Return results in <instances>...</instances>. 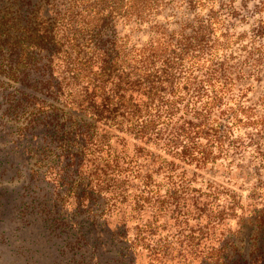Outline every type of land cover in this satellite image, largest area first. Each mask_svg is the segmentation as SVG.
<instances>
[{
  "label": "rangeland",
  "instance_id": "1",
  "mask_svg": "<svg viewBox=\"0 0 264 264\" xmlns=\"http://www.w3.org/2000/svg\"><path fill=\"white\" fill-rule=\"evenodd\" d=\"M71 1L53 0L54 26L53 12H64ZM75 1L84 2L87 10L90 4L94 7L79 15L93 24L74 39L67 37L71 29L64 32L55 26V61L61 65L55 75L62 90L56 102L43 95L38 105L56 103L84 115L79 109L84 111L86 95L99 88H125L128 109L137 115L91 120L98 140L124 147L127 162L137 160L136 150L144 146L158 165H170L175 172L160 169L152 178L155 185L147 189L129 179L124 190L94 194L92 200L64 197L60 206L70 232L58 238L45 232L41 220L26 226L14 219L11 207L0 221V264H113L116 250L129 246L126 259L134 264H219L218 252L230 254L223 249L233 244L246 253L255 218L264 213V0H130L131 16L126 15L128 9L120 10L112 23L126 62L104 67L95 56L98 39L92 29L102 25L101 10L107 15L112 9L110 0ZM66 52L93 57L91 74L75 80L60 64ZM0 79L12 83L3 75ZM202 110H209L205 132L190 145L207 157L204 169H195L178 155L186 142L170 143L169 132L161 140L155 132L148 143L135 137L142 129L165 132L169 114L174 124L196 121ZM5 179L7 186L15 185ZM45 194L54 201L46 185L31 195ZM168 194L175 196L168 200ZM74 224L81 227L71 231ZM83 234L95 250L78 248ZM160 240L169 246L153 256L148 247Z\"/></svg>",
  "mask_w": 264,
  "mask_h": 264
},
{
  "label": "trees",
  "instance_id": "2",
  "mask_svg": "<svg viewBox=\"0 0 264 264\" xmlns=\"http://www.w3.org/2000/svg\"><path fill=\"white\" fill-rule=\"evenodd\" d=\"M125 1L110 0L112 9L108 10L107 15L103 11L105 9L100 14L102 25L99 26L104 28L96 25L92 29L97 31L95 56L101 67L119 60L126 62L120 56L117 35L112 28L114 19L121 15L120 10L128 9L127 16L133 13L129 12L133 3ZM49 2L52 6L46 9ZM82 4L73 0L66 5L64 12H53L56 15L55 26L64 32L71 29L72 35L67 36L72 37L71 39L87 34V27L93 24L92 20L85 17L86 21H81L79 15L87 10ZM90 5L88 7L91 9L86 13L93 10L94 7ZM55 6L57 4L53 0H0V76L12 81L10 83L0 79V221L3 222L12 207L16 213L14 219L26 226L41 220L45 232L58 238L65 235L67 230L70 232L63 206H60L64 205V197L65 200L76 198L78 202L92 200L94 194L124 190V184L129 179L138 180L147 189L155 185L152 179L154 173L158 175L160 169H163L162 172L171 175L175 170L170 165H158V160L152 158L144 146L137 147L135 157L138 161L127 162L124 159L127 155L124 147L118 149L111 143L98 140L91 120L108 121L112 114L122 120L125 114L134 117L137 115L128 109L125 88L122 90L116 86L107 92L99 88L94 94L86 95L84 111L79 110L87 117L66 110L56 103L49 106L38 105L43 95L56 102V96L62 90V84L55 75V69L61 66L55 61L57 34L54 33L55 26L50 20ZM80 6L81 11L78 10ZM62 58L60 64L64 63L66 71L71 72L75 80L85 79L93 71V57H72L71 53L66 52ZM88 88L87 86L86 89ZM43 102L48 101L44 99ZM78 104L83 106L82 103ZM88 110L87 114L90 116L86 114ZM208 112L209 110L197 112L194 116L196 121H177L174 124L172 114H169L165 132L160 129L143 132L142 129L135 133V137L148 143L155 132L156 139L160 140L169 132L167 136L170 143L179 146L186 142L178 155L188 160V165L195 169H204L209 162L207 157L201 151L195 153L197 149L190 144L193 146L194 141L205 132V117ZM6 177L7 181H15L13 187L5 184ZM39 185L51 188L54 201H51L52 196L47 197L46 194V198L31 195ZM36 196H39V192ZM174 196L175 194H168L166 198L170 200ZM48 201L52 205H48ZM263 214L256 216L254 227L248 234L247 252L242 253L243 250H239L234 244L230 250L225 247L223 250L230 254L218 252L219 264H264ZM80 227V224H74L71 231ZM188 239L194 241L196 237L189 236ZM162 241L156 246L148 247L153 256L169 246ZM77 246L89 251L97 248L96 245L90 246L87 243L86 234L78 239ZM129 249L119 247L112 258L113 264H134L133 259H126L129 257ZM119 256L125 257V261H121ZM81 261L84 263L85 259ZM95 264L101 263L96 261Z\"/></svg>",
  "mask_w": 264,
  "mask_h": 264
}]
</instances>
